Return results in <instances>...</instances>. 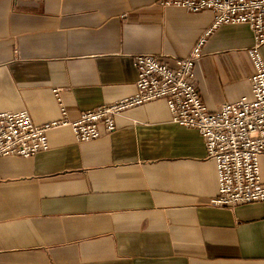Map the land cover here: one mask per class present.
Returning <instances> with one entry per match:
<instances>
[{"label":"crops","instance_id":"0c3cea01","mask_svg":"<svg viewBox=\"0 0 264 264\" xmlns=\"http://www.w3.org/2000/svg\"><path fill=\"white\" fill-rule=\"evenodd\" d=\"M158 0H0V111L36 123L69 117L136 91L134 57L172 63L214 19ZM246 23L216 27L195 65L209 110L251 95ZM264 57V44L261 47ZM0 156V264H264V201L233 209L194 128L156 99L116 117V128ZM264 181V152L259 156Z\"/></svg>","mask_w":264,"mask_h":264},{"label":"built area","instance_id":"2783aa9c","mask_svg":"<svg viewBox=\"0 0 264 264\" xmlns=\"http://www.w3.org/2000/svg\"><path fill=\"white\" fill-rule=\"evenodd\" d=\"M161 6H177L189 12L210 10L214 19L206 32L184 57L167 63L160 57H134L138 78L136 91L109 103L69 117L56 89L61 117L36 123L27 110L0 111V156H30L50 147L49 132L69 127L77 141L99 138L116 128V117L127 109L156 99L166 101L172 121L194 128L204 138L209 159L216 165L218 193L210 199L230 209L264 201V181L259 156L264 152V0H158ZM224 23H246L253 32L248 55L254 71L251 95L223 102L209 110L197 87L195 65L203 55V45L216 27Z\"/></svg>","mask_w":264,"mask_h":264}]
</instances>
